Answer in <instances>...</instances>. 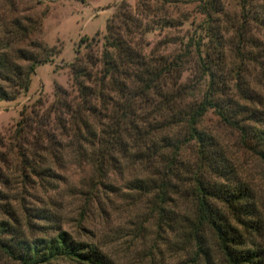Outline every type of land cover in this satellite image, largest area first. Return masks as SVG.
Returning a JSON list of instances; mask_svg holds the SVG:
<instances>
[{
  "label": "rangeland",
  "instance_id": "rangeland-1",
  "mask_svg": "<svg viewBox=\"0 0 264 264\" xmlns=\"http://www.w3.org/2000/svg\"><path fill=\"white\" fill-rule=\"evenodd\" d=\"M105 24L146 66L161 70L158 80L144 95L123 98L122 120L111 118L124 103L113 91L100 104L92 100L94 112L58 111L55 84L76 95L70 64L87 54L99 59ZM2 53L22 68L35 64L27 89L0 99V241L64 231L94 248L103 264H228L209 228L201 227L199 244L193 238L198 172L208 183L247 191L253 212L240 216L245 223L225 204H210L230 216L240 247L257 251L264 264V147L239 128L264 129V0H0ZM85 66L97 73L100 63ZM203 98L217 108L208 107L195 127L230 166L225 180L200 167L197 142L176 121ZM163 138L183 141L174 159L178 177L168 178L174 188L161 203L148 185L132 184L161 179L155 172L172 153ZM0 264L19 263L0 248ZM46 264L89 263L57 257Z\"/></svg>",
  "mask_w": 264,
  "mask_h": 264
},
{
  "label": "trees",
  "instance_id": "trees-1",
  "mask_svg": "<svg viewBox=\"0 0 264 264\" xmlns=\"http://www.w3.org/2000/svg\"><path fill=\"white\" fill-rule=\"evenodd\" d=\"M207 9L205 5L203 11L206 12ZM112 29L109 24H105L107 33L105 43L107 48L101 52L98 60L94 56L87 54L84 61L74 57V61L70 64L71 86L74 87L76 95H71L63 90L60 85L55 84L54 97L58 111H64L68 114H73L74 112V117H76L80 109L94 112L95 109L91 106L92 100H97L100 104L105 98H108V91H113L116 96L121 97L123 100L131 93H137L142 96L146 91L152 90L154 87L161 70L151 67V65H149L150 68L148 65L146 66L139 54L120 39L117 32L115 30L113 32ZM23 30L25 31V28ZM39 49L45 52L44 49ZM17 54L22 57V52L18 49L15 51L16 57ZM51 55H53L52 50L49 51L48 56L42 59L39 58V60L47 62L48 57ZM204 57L202 61L206 60L207 62L209 56L204 55ZM96 61L100 63L98 72H88L85 63L94 65ZM34 64V60H31L26 68H22L12 62L6 54H0V99L11 100L19 93V90L27 89L29 75L33 72ZM92 75L95 76L92 78ZM91 78V85L84 83V80L90 82ZM123 102V104L114 105V111L111 115L112 119L117 118L118 121L122 118V111L128 108L127 101L123 100ZM210 106L217 108L216 103L211 102L210 99L203 98L195 107H189L187 112H179L178 115H180L176 116V121L184 123L187 128L185 132L187 137H189L188 139L197 142L200 167H205L212 175L225 180L231 175L230 166L225 163L223 155L218 151L217 145L212 138L195 127L200 115ZM117 110L121 112V118L118 117ZM218 116L223 121L231 123L219 108ZM22 119L20 117L16 123L18 128L23 125ZM239 128L243 133H246L245 135H251L256 140V146L264 147V129L252 128L250 131H245L243 126H239ZM162 141L166 147L172 148V153L169 158H163L165 164L163 169L155 172V174L160 175L161 179L156 181L157 183L151 180L149 184L136 180L133 181L132 188L144 191L154 189L157 200L164 203L169 199L168 190L174 188L168 178L178 177L179 168H177L174 159L183 140L169 142L170 140H164L163 138ZM107 143L109 142L107 141ZM259 152L264 156L262 150H259ZM143 155L142 152L139 158L141 159ZM145 157L147 158L148 156ZM194 177L196 221L192 223L191 230L194 240L198 244L201 242L200 229L206 226L215 235L220 252L228 264H259V260L256 259L257 251L240 247V233L228 218L231 216L235 222L240 223V221H243L240 220V216L252 214L253 207L246 203L245 199L248 197L247 191L235 184L215 185L208 183L199 178L200 173L198 172ZM146 185L149 186L148 189ZM212 200L225 204L230 216H224L215 206H212L210 204ZM243 222L245 223V221ZM0 248L4 254L19 264H46L57 257H67L80 263L103 264L102 256L94 248L84 243L74 242L64 231H59L50 238H35L31 241L23 239L12 243L0 241Z\"/></svg>",
  "mask_w": 264,
  "mask_h": 264
}]
</instances>
